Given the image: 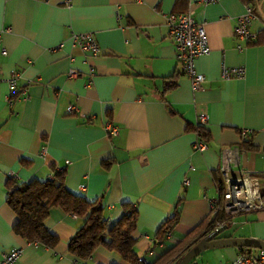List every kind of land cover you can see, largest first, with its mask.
Segmentation results:
<instances>
[{
	"label": "crops",
	"instance_id": "0c3cea01",
	"mask_svg": "<svg viewBox=\"0 0 264 264\" xmlns=\"http://www.w3.org/2000/svg\"><path fill=\"white\" fill-rule=\"evenodd\" d=\"M251 4L257 41L245 43L234 31L245 0H0V257L18 246L13 264H130L103 245L85 260L73 256L68 241L84 217L61 208H51L44 220L58 238L53 246L16 234L17 217L5 201L11 175L44 180L64 169L67 189L99 198L108 225L125 203L135 205L133 250L148 260L211 215L224 151L235 150L233 175L255 174L264 187V0ZM189 7L210 49L194 59L206 77L197 89L175 56L165 17ZM75 31L93 34L96 55L73 44ZM223 63L244 65L245 74L223 79ZM70 69L77 76L69 77ZM13 71L18 91L8 96ZM200 113L208 114L207 147L194 150ZM107 121L116 134L107 133ZM241 127L252 130L245 145ZM175 211L178 221L156 243L157 229ZM221 236L264 240V208L235 214ZM239 247H210L188 264H228Z\"/></svg>",
	"mask_w": 264,
	"mask_h": 264
},
{
	"label": "trees",
	"instance_id": "16d2710c",
	"mask_svg": "<svg viewBox=\"0 0 264 264\" xmlns=\"http://www.w3.org/2000/svg\"><path fill=\"white\" fill-rule=\"evenodd\" d=\"M245 4L252 8L251 0H245ZM256 41L257 37L251 42ZM171 78L166 86L174 83L175 75ZM196 128L207 142L204 126L200 125ZM192 129L195 130L194 125ZM251 134L252 132L245 141L240 143L242 145L248 143ZM6 188L5 201L17 217L13 224V230L30 241L41 242L48 246H53L57 242V236L51 233L44 224L45 218L53 207L84 217V222L68 241V251L79 260H85L97 246L103 245L130 264H169L171 261L175 264L197 240L213 229L217 219H225L227 225L230 222V218L224 217L222 213H218L214 218L211 214L190 229L181 241L169 247L162 255L154 260L146 258L147 262H142L138 260V255L133 250L137 219L135 205L125 203L121 217L108 225L103 216V206L99 198L88 199L82 194L67 189L64 182V169L54 171L44 180L32 178L28 181H18L9 176ZM177 221L178 212L175 211L157 229L156 243L164 241ZM239 249V253L250 252L247 247L240 246Z\"/></svg>",
	"mask_w": 264,
	"mask_h": 264
},
{
	"label": "built area",
	"instance_id": "2783aa9c",
	"mask_svg": "<svg viewBox=\"0 0 264 264\" xmlns=\"http://www.w3.org/2000/svg\"><path fill=\"white\" fill-rule=\"evenodd\" d=\"M71 1L63 0V3L70 5ZM217 1L219 0H196L197 3L202 4ZM253 16V9L251 6L246 5L244 12L239 14L235 19V34L245 43H250L257 37V32L249 27ZM165 17L169 33L173 40L175 56L181 64L183 73L189 77L192 88L197 89L206 77L203 73L196 71L194 59L198 55L208 53L210 50L204 25L202 22L194 19L191 7L182 12L168 13ZM71 37L74 45L81 47L89 54L96 55L98 53L99 47L91 32L75 31ZM241 47V45H238L239 49ZM1 53H6V48L3 46L1 47ZM18 74L17 71H13L8 76V96L18 91ZM67 74L69 77H73L77 76L78 72L75 69H70ZM244 74V65H226L224 63L221 65L220 76L223 79L241 77ZM74 110L75 106L68 105L67 111L69 113H73ZM207 119V113H200L195 117L193 125L195 126L196 139L192 143L194 150H203L207 147L205 138L200 135L196 128L204 125ZM105 128L109 135L117 133V127L110 121L105 122ZM251 132L252 130L247 127L239 128V141H245ZM234 152L235 150L224 151L221 164L222 181L217 187V195L210 200L212 218L216 217L218 213H222L224 217L230 218L231 221L232 217L237 213L256 211L264 208V187L262 188L259 177L251 173L232 174L231 162H233L232 154ZM183 182L187 184L188 179L184 178ZM224 224H226L225 219H217L213 229H217ZM33 242L37 243V241ZM21 252L22 249L18 246L4 251L0 257V264H13L18 260ZM153 252L154 250L148 251L149 254ZM137 258L139 261L147 262L144 255H138ZM228 264H264V249H261L258 253H238Z\"/></svg>",
	"mask_w": 264,
	"mask_h": 264
},
{
	"label": "water",
	"instance_id": "95a60500",
	"mask_svg": "<svg viewBox=\"0 0 264 264\" xmlns=\"http://www.w3.org/2000/svg\"><path fill=\"white\" fill-rule=\"evenodd\" d=\"M227 228L224 224L217 229H212L199 240H197L175 264H188L189 261L202 250L215 246H241L264 249V240L250 237L221 236ZM190 264H196L195 261Z\"/></svg>",
	"mask_w": 264,
	"mask_h": 264
}]
</instances>
